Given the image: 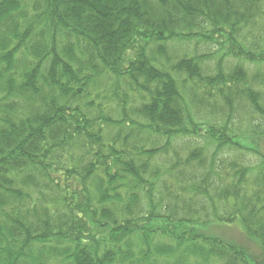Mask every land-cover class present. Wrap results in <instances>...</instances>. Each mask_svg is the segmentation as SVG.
Listing matches in <instances>:
<instances>
[{
  "label": "trees",
  "instance_id": "16d2710c",
  "mask_svg": "<svg viewBox=\"0 0 264 264\" xmlns=\"http://www.w3.org/2000/svg\"><path fill=\"white\" fill-rule=\"evenodd\" d=\"M264 0H0V264L264 254Z\"/></svg>",
  "mask_w": 264,
  "mask_h": 264
},
{
  "label": "rangeland",
  "instance_id": "374dc122",
  "mask_svg": "<svg viewBox=\"0 0 264 264\" xmlns=\"http://www.w3.org/2000/svg\"><path fill=\"white\" fill-rule=\"evenodd\" d=\"M261 149L264 150V143H262ZM208 231L217 233L225 240L246 248L254 259L253 264H264V254L259 244L246 235L240 223L237 222L227 226L211 225Z\"/></svg>",
  "mask_w": 264,
  "mask_h": 264
}]
</instances>
